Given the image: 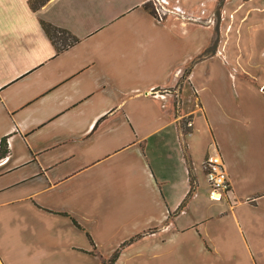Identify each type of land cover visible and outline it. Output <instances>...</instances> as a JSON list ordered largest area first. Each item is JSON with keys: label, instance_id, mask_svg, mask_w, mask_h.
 <instances>
[{"label": "crops", "instance_id": "0c3cea01", "mask_svg": "<svg viewBox=\"0 0 264 264\" xmlns=\"http://www.w3.org/2000/svg\"><path fill=\"white\" fill-rule=\"evenodd\" d=\"M30 1L0 0V264H101L131 239L114 264H264V0H224L214 29Z\"/></svg>", "mask_w": 264, "mask_h": 264}, {"label": "built area", "instance_id": "2783aa9c", "mask_svg": "<svg viewBox=\"0 0 264 264\" xmlns=\"http://www.w3.org/2000/svg\"><path fill=\"white\" fill-rule=\"evenodd\" d=\"M143 4L150 5L152 15L157 22H163L168 17L183 24L197 23L209 27L215 24L214 11L208 13L205 0L200 1L196 11L181 5L180 0H142ZM211 1V0H207ZM208 13V14H207ZM163 96V95H162ZM202 166L205 169L206 180L211 188L210 197L219 199L230 189L228 174L223 158L218 148L211 144L207 150ZM218 195V197H215Z\"/></svg>", "mask_w": 264, "mask_h": 264}, {"label": "trees", "instance_id": "16d2710c", "mask_svg": "<svg viewBox=\"0 0 264 264\" xmlns=\"http://www.w3.org/2000/svg\"><path fill=\"white\" fill-rule=\"evenodd\" d=\"M46 0H31L30 1V5L33 9H35L38 5L44 3ZM144 8L146 10H151L150 7L148 6V4H143ZM151 12V11H150ZM40 24L42 26V28L44 29V31L46 32V34L52 38L53 42L57 40L61 41L62 45H67V39L69 40V43H73L75 41H77V38H75L74 36L70 35L69 32H67L64 29L58 28L52 24H50L49 22L40 20ZM68 43V44H69ZM212 45H210L209 47L206 48V50L203 52V56L209 55L210 52L212 51ZM190 71V66L187 67L183 73L182 76H186ZM5 153V149L3 148V143H1L0 145V155ZM189 172H191V169L189 170ZM193 186V179L190 177V187L192 188ZM191 193V190L189 192V194ZM74 223L76 224V222L74 221ZM77 226H79L78 224H76ZM80 227V226H79ZM89 241L91 242V244L93 245L94 248V244L92 242V239L90 237V235L88 233H86ZM133 239L128 240L124 243H122L120 245V247H118L112 254L111 256H109L108 258H102L101 259V264H114L115 260L117 259L119 253H120V249L126 244V243H130Z\"/></svg>", "mask_w": 264, "mask_h": 264}, {"label": "rangeland", "instance_id": "374dc122", "mask_svg": "<svg viewBox=\"0 0 264 264\" xmlns=\"http://www.w3.org/2000/svg\"><path fill=\"white\" fill-rule=\"evenodd\" d=\"M206 1V4H207V11H208V13L209 12H211V11H214L213 13H214V16H213V21H215V24H213V25H211L212 26V28L214 29V28H217L218 26V24L220 23L219 21H220V17H221V13H220V6H221V3H223L224 2V0H211V1H207V0H205ZM180 3H181V5L182 6H184V7H186V8H188V9H191V10H193V11H196V9H197V6H198V4H195V5H186V4H184V2H182V1H180ZM149 7H150V5H148ZM151 8V7H150ZM207 13V14H208ZM168 19H171L170 17H168L166 20H168ZM165 20V21H166ZM221 21H223V17H222V19H221ZM187 25H192V26H204V25H202V24H197V23H187ZM211 26H209V27H211ZM217 26V27H216ZM205 27V26H204ZM67 41H69L68 39H67ZM56 42L57 43H60L61 44V41L60 40H57L56 39ZM59 45V44H58ZM210 46V45H209ZM208 46V47H209ZM201 57H203V55L201 56ZM186 69V68H185ZM184 69V70H185ZM183 80H181V82H182ZM188 87H186V89H187ZM183 89H185V86H183V88H182V95L184 94L183 93ZM183 99V106L184 105H186V103L188 102L187 101V99H186V103L184 102L185 100H184V98H182ZM187 119H184V121H186ZM203 170H204V172H206L205 171V169H204V167H203Z\"/></svg>", "mask_w": 264, "mask_h": 264}, {"label": "bare ground", "instance_id": "6f19581e", "mask_svg": "<svg viewBox=\"0 0 264 264\" xmlns=\"http://www.w3.org/2000/svg\"><path fill=\"white\" fill-rule=\"evenodd\" d=\"M215 197H218V195H215Z\"/></svg>", "mask_w": 264, "mask_h": 264}]
</instances>
